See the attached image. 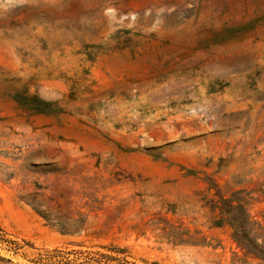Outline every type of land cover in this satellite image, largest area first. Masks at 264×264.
Masks as SVG:
<instances>
[{"label": "rangeland", "instance_id": "374dc122", "mask_svg": "<svg viewBox=\"0 0 264 264\" xmlns=\"http://www.w3.org/2000/svg\"><path fill=\"white\" fill-rule=\"evenodd\" d=\"M0 230L22 264H264V0H0Z\"/></svg>", "mask_w": 264, "mask_h": 264}, {"label": "trees", "instance_id": "16d2710c", "mask_svg": "<svg viewBox=\"0 0 264 264\" xmlns=\"http://www.w3.org/2000/svg\"><path fill=\"white\" fill-rule=\"evenodd\" d=\"M24 102L21 105L29 110L36 113L45 112V106L51 103L44 101L36 96H26ZM220 208V214L222 219L216 222V226L224 220H227V212ZM37 213L43 217L50 225L53 224L52 218L49 214L43 211L36 210ZM229 213V212H228ZM58 231L63 234H74L80 233L82 228L80 226H73L72 224H58L56 225ZM234 234L240 236H248L246 227L242 224H231ZM0 245L3 246L5 253L0 252V264H22L14 260V257L23 249V244L17 240L9 238L6 233L0 230ZM29 245L31 248L34 246ZM249 252L261 255L264 252L262 245L256 241L251 244H242ZM7 254V255H6ZM26 263L29 264H136L134 261L129 259L128 248L117 244H109L99 246L95 250H83L81 248H70L57 246L53 248H42L37 249L36 253L32 257L22 256Z\"/></svg>", "mask_w": 264, "mask_h": 264}, {"label": "bare ground", "instance_id": "6f19581e", "mask_svg": "<svg viewBox=\"0 0 264 264\" xmlns=\"http://www.w3.org/2000/svg\"><path fill=\"white\" fill-rule=\"evenodd\" d=\"M16 33V32H15ZM11 35V34H10ZM16 35V34H15ZM13 36H14V34H13ZM2 38V37H1ZM26 38V37H25ZM21 39V38H20Z\"/></svg>", "mask_w": 264, "mask_h": 264}]
</instances>
